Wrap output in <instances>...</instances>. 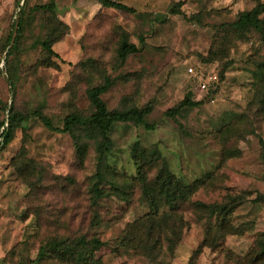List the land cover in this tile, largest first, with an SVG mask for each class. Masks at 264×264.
Returning <instances> with one entry per match:
<instances>
[{"label": "rangeland", "instance_id": "374dc122", "mask_svg": "<svg viewBox=\"0 0 264 264\" xmlns=\"http://www.w3.org/2000/svg\"><path fill=\"white\" fill-rule=\"evenodd\" d=\"M116 1L135 12L105 8L98 0H27L19 48L7 55L6 38L23 0H0V101L23 113L39 110L60 126L69 113L92 111L87 90L108 76L112 85L101 95L107 108L151 103L146 118L153 124L113 127L110 178L121 183L134 174L130 149L138 141L157 147L176 176L198 182L191 201L244 197L230 215L232 229L221 232L217 245H201L213 222L186 207L172 250L163 241L150 261L130 248L113 253L102 247L95 253L101 264H264L255 259L264 241V199H254L264 194V44L255 32L226 36L219 27L264 0ZM49 2L53 11L32 8ZM176 3L180 13L174 14ZM47 36L57 56L33 46ZM124 39L139 49L120 63ZM209 74L217 80L201 90L199 82ZM186 96L200 103L166 113ZM6 117L0 107V120ZM96 165L93 141L79 161L72 137L49 131L36 117L25 131L14 132L0 149V264L33 261L51 238L97 236L112 244L147 212L137 186L130 202L112 197L91 207L87 191ZM31 264L65 263L48 258Z\"/></svg>", "mask_w": 264, "mask_h": 264}, {"label": "trees", "instance_id": "16d2710c", "mask_svg": "<svg viewBox=\"0 0 264 264\" xmlns=\"http://www.w3.org/2000/svg\"><path fill=\"white\" fill-rule=\"evenodd\" d=\"M27 0L19 6L18 15L12 24V30L6 38L7 55L13 49L19 48V41L26 23L25 5ZM105 8H113L128 12H135L130 7L116 0H98ZM33 10L53 11L52 2L34 5ZM170 12L180 13V3H176ZM220 31L226 36L242 37L249 32L259 35L264 44V1H258L251 9L241 11L235 20L220 24ZM53 38L47 36L36 40L33 46H40L49 56H57L52 49ZM134 43L122 40L117 57L123 63L128 54L138 51ZM264 65L260 62V66ZM112 85V80L106 76L101 84H97L87 90V95L92 106V111L83 115L77 112L67 114L62 124L55 125L50 117L39 110L28 113L15 110L12 105L6 107L0 101V107L7 111V117L0 120V149L5 147L13 138L17 129L25 131L30 117H36L45 128L51 132L67 133L74 143L75 154L79 161L85 157L88 141H93L96 151V172L91 177L88 187V199L90 206L96 208L100 201L115 197L120 201L130 202L134 186L139 188L140 198L146 204L148 210L140 218L127 224L120 236L112 244L101 240L97 236L88 237L80 235L76 238H51L46 240L38 249L36 258L42 260L56 258L65 264H101L95 253L102 247H108L110 252L117 253L121 248H130L134 252L144 255L150 261H155L161 250V243L167 242L170 250L178 243L184 227L182 212L191 209L198 219L212 221V229H207L201 245H217L224 229H232L230 215L234 209L244 201L240 194L228 195L224 202L205 203L191 201V195L197 190L198 182H186L176 176L169 167L168 162L157 147H143L135 141L130 149V160L135 172L126 182H118L110 178L112 163L109 160L112 148L111 130L117 123H133L143 125L146 129H152L153 124L148 123L147 115L152 111L151 103L142 107L132 106L124 109H108L101 95ZM264 104V96L262 98ZM200 102H192L189 97L183 100L173 109L167 110V114L173 116L184 106L198 105ZM262 157L264 161V139L260 138ZM116 171V170H115ZM264 199V194L254 198ZM92 226L100 223V216L93 210ZM200 247V246H199ZM260 252L255 259L264 260V241H259ZM197 248L194 252L196 255ZM30 262H18L17 264H31Z\"/></svg>", "mask_w": 264, "mask_h": 264}, {"label": "built area", "instance_id": "2783aa9c", "mask_svg": "<svg viewBox=\"0 0 264 264\" xmlns=\"http://www.w3.org/2000/svg\"><path fill=\"white\" fill-rule=\"evenodd\" d=\"M187 71L188 73H192L193 72V69L192 67H188L187 68ZM217 80V76L216 75H211L209 74L208 76H206L205 78H202L199 82V88L201 90H204L208 87V85L211 83V82H215Z\"/></svg>", "mask_w": 264, "mask_h": 264}]
</instances>
